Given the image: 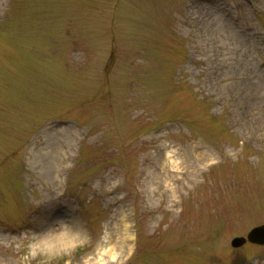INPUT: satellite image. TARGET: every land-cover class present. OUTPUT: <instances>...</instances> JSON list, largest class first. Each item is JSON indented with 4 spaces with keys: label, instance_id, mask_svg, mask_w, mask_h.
<instances>
[{
    "label": "rangeland",
    "instance_id": "obj_1",
    "mask_svg": "<svg viewBox=\"0 0 264 264\" xmlns=\"http://www.w3.org/2000/svg\"><path fill=\"white\" fill-rule=\"evenodd\" d=\"M260 224L264 0H0V264H264Z\"/></svg>",
    "mask_w": 264,
    "mask_h": 264
},
{
    "label": "bare ground",
    "instance_id": "obj_2",
    "mask_svg": "<svg viewBox=\"0 0 264 264\" xmlns=\"http://www.w3.org/2000/svg\"><path fill=\"white\" fill-rule=\"evenodd\" d=\"M171 152H172L171 150L168 151L167 161L165 163H163V165H164V168L167 165H169L170 168L173 170V172H177V169H179L180 167L178 165L177 159L175 157L174 158L172 157ZM201 156H202V158L205 157L204 154L201 155ZM201 156H200V158H201ZM67 232L72 233L73 235H77L78 234V230H75V229H73L72 231L68 229ZM121 235H122L121 236V242L124 241V240H128L131 237V235L129 233V229L127 227V224L125 225V228L123 229ZM44 241H45V246L50 247V249L53 247V245H55L54 243L48 241L46 237H44ZM115 245H117V244H115ZM118 252H123V247L118 246V247H110V248H105L104 249V253L105 254H110L111 257L114 260L118 256Z\"/></svg>",
    "mask_w": 264,
    "mask_h": 264
},
{
    "label": "water",
    "instance_id": "obj_3",
    "mask_svg": "<svg viewBox=\"0 0 264 264\" xmlns=\"http://www.w3.org/2000/svg\"><path fill=\"white\" fill-rule=\"evenodd\" d=\"M251 241L264 243V226L255 229L249 236ZM245 242L244 238H237L233 241L235 246H240Z\"/></svg>",
    "mask_w": 264,
    "mask_h": 264
}]
</instances>
